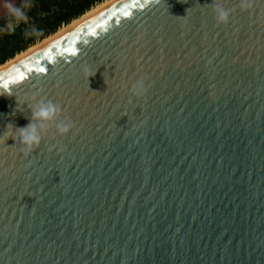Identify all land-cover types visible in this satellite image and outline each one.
Returning a JSON list of instances; mask_svg holds the SVG:
<instances>
[{"label":"water","instance_id":"obj_1","mask_svg":"<svg viewBox=\"0 0 264 264\" xmlns=\"http://www.w3.org/2000/svg\"><path fill=\"white\" fill-rule=\"evenodd\" d=\"M33 99L74 127L25 153ZM0 264H264V0H116L1 71Z\"/></svg>","mask_w":264,"mask_h":264},{"label":"clouds","instance_id":"obj_2","mask_svg":"<svg viewBox=\"0 0 264 264\" xmlns=\"http://www.w3.org/2000/svg\"><path fill=\"white\" fill-rule=\"evenodd\" d=\"M249 3L250 0H240L241 9H247ZM0 6L10 17V22L6 25L8 30L14 31L20 23H27L28 0H22L19 6L14 4L12 0H0ZM213 12L217 23L223 24L227 23L231 10L215 4L213 5ZM35 34H38V30L34 26L25 30L26 37ZM84 72L87 78L93 75L87 68L84 69ZM130 91L133 96H142L146 92L143 81L138 80L132 83ZM28 109L31 112L29 123L22 128H17L14 135H9L15 142H19L22 151L25 153L38 147L50 130L54 129L56 135L65 136L74 127L72 121L64 116L61 105L52 100L33 99L28 102Z\"/></svg>","mask_w":264,"mask_h":264},{"label":"trees","instance_id":"obj_3","mask_svg":"<svg viewBox=\"0 0 264 264\" xmlns=\"http://www.w3.org/2000/svg\"><path fill=\"white\" fill-rule=\"evenodd\" d=\"M104 0H28L27 16L30 22L20 23L14 31L7 30L1 34L0 28V65L13 58L16 54L25 51L63 26L78 19L85 12L100 4ZM22 3H20L18 6ZM10 17L2 20L5 22ZM34 26L38 34L25 36L24 28Z\"/></svg>","mask_w":264,"mask_h":264},{"label":"bare ground","instance_id":"obj_4","mask_svg":"<svg viewBox=\"0 0 264 264\" xmlns=\"http://www.w3.org/2000/svg\"><path fill=\"white\" fill-rule=\"evenodd\" d=\"M116 0H104L100 4L96 5L95 7L91 8L89 11L85 12L82 16H80L78 19L73 20L68 25L63 26L59 30H57L54 34L50 35L49 37L36 42L34 45L28 47L25 51L20 52L16 54L13 58L10 60H7L5 63L0 65V72L6 69L7 67L11 66L12 64L16 63L17 61L21 60L22 58L28 56L29 54L33 53L34 51L38 50L39 48L43 47L44 45L48 44L49 42L53 41L54 39L58 38L62 34L66 33L67 31L71 30L72 28L76 27L83 21L87 20L94 14L98 13L108 5L112 4Z\"/></svg>","mask_w":264,"mask_h":264},{"label":"rangeland","instance_id":"obj_5","mask_svg":"<svg viewBox=\"0 0 264 264\" xmlns=\"http://www.w3.org/2000/svg\"><path fill=\"white\" fill-rule=\"evenodd\" d=\"M12 2L18 6V4L20 3V0H12ZM6 17H8L7 13L4 11V9L2 8V6H0V28H1V34H4V32H6L8 30L6 28V25L10 22V19L7 20V21H5V22H2V20L4 18H6ZM28 22H30V19L29 18H28L27 23ZM24 28H27V25ZM0 38H1V35H0Z\"/></svg>","mask_w":264,"mask_h":264},{"label":"snow or ice","instance_id":"obj_6","mask_svg":"<svg viewBox=\"0 0 264 264\" xmlns=\"http://www.w3.org/2000/svg\"><path fill=\"white\" fill-rule=\"evenodd\" d=\"M125 15L127 16V15H128V13H125ZM66 51L72 52V49H66ZM40 71H41V72H43V71H44V69H40Z\"/></svg>","mask_w":264,"mask_h":264}]
</instances>
